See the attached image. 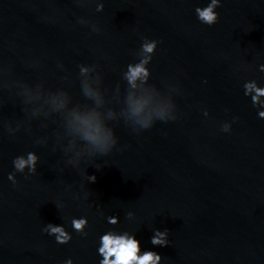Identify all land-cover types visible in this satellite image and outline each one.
<instances>
[{"label": "water", "instance_id": "95a60500", "mask_svg": "<svg viewBox=\"0 0 264 264\" xmlns=\"http://www.w3.org/2000/svg\"><path fill=\"white\" fill-rule=\"evenodd\" d=\"M207 2L0 0V264H98L109 229L135 233L161 264H264V104L243 88L264 87V0H221L211 26L195 15ZM145 39L158 43L133 88L125 74ZM130 93L176 119L139 129ZM91 110L115 138L106 153L69 127ZM29 152L35 172L15 171ZM82 216L85 234L71 227ZM49 223L71 239L56 243ZM153 229L169 244L154 247Z\"/></svg>", "mask_w": 264, "mask_h": 264}, {"label": "clouds", "instance_id": "9594fccd", "mask_svg": "<svg viewBox=\"0 0 264 264\" xmlns=\"http://www.w3.org/2000/svg\"><path fill=\"white\" fill-rule=\"evenodd\" d=\"M221 6V0H208L204 6L195 7V15L197 19L206 25H213L218 19V13L216 9ZM104 5L102 3L96 4V11L103 10ZM78 22H80L78 20ZM94 31H99L96 27ZM156 40L145 39L142 41L140 48L144 57L139 63L135 65H129L128 71L125 74L129 84L135 88L136 81L146 80L148 76V70L146 68L147 63L151 59V54L154 53L157 47ZM260 70L264 71V64L260 65ZM87 69L81 68V72H86ZM244 95L250 96L253 107L258 104H264V87H260L253 81H246L243 84ZM85 94L96 98L99 103L98 93L92 91L85 86ZM51 104L54 109H60L64 107L65 101L57 96L51 98ZM128 113L134 123L139 126V129H148L152 126L155 119L160 120H175V116L169 115V106L167 104L153 105L151 96H136L130 93L127 98ZM204 115H207L205 111ZM257 115L259 118L264 119V111L258 110ZM235 119V118H234ZM69 127L75 133H77L81 139H83L91 148V150L106 153L116 143L115 138L110 129H108L101 118L99 112L95 110L91 111H74L71 114L69 120ZM230 124L223 123L221 125V131L229 132ZM38 157L35 153L29 152L26 156H18L13 160V166L15 171L23 172L27 167L29 173H34L36 170V163ZM8 179L15 184L13 174H8ZM89 182H95V175L88 176ZM133 213L128 212L127 217L132 218ZM107 223L110 225H116L119 222V218L116 215L108 216L106 218ZM88 221L85 217L71 219V227L76 232L84 233ZM42 231L49 236L54 237L55 242L59 244H65L71 239V235L66 231L64 224L53 225L49 223L42 228ZM150 243L155 246L164 247L169 244L167 238V229L161 231L159 229H153V234L150 238ZM98 256L100 257L98 264H161V255L151 249L142 250L141 241L137 238L136 234L129 231H118L109 229L99 236L98 247L96 249ZM63 264H73L71 258L66 259Z\"/></svg>", "mask_w": 264, "mask_h": 264}]
</instances>
